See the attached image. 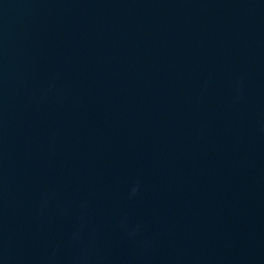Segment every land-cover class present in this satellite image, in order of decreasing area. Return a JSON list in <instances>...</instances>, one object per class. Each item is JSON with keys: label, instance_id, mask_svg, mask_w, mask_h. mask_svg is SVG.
<instances>
[{"label": "water", "instance_id": "water-1", "mask_svg": "<svg viewBox=\"0 0 264 264\" xmlns=\"http://www.w3.org/2000/svg\"><path fill=\"white\" fill-rule=\"evenodd\" d=\"M263 208L264 0H0V264H210Z\"/></svg>", "mask_w": 264, "mask_h": 264}, {"label": "clouds", "instance_id": "clouds-1", "mask_svg": "<svg viewBox=\"0 0 264 264\" xmlns=\"http://www.w3.org/2000/svg\"><path fill=\"white\" fill-rule=\"evenodd\" d=\"M139 185L137 184L131 189V195H135L138 192Z\"/></svg>", "mask_w": 264, "mask_h": 264}]
</instances>
